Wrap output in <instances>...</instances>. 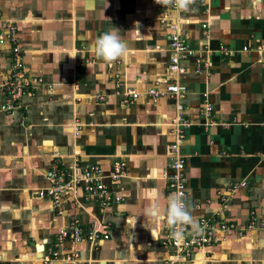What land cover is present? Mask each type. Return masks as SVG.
<instances>
[{
  "label": "crops",
  "instance_id": "0c3cea01",
  "mask_svg": "<svg viewBox=\"0 0 264 264\" xmlns=\"http://www.w3.org/2000/svg\"><path fill=\"white\" fill-rule=\"evenodd\" d=\"M19 1L42 11L41 25L21 27L26 69L40 81L17 110H2L0 92V264H45L56 232L74 219L109 238L66 243L47 264H161L171 252L160 243L161 218L149 224L141 214L153 198L162 208L166 203L175 100L143 93L167 75L168 21L211 64L196 74L193 59L185 60L178 77L187 86L182 102L192 122L182 144L190 214L196 223L218 213L239 227L257 216L253 229L220 234L178 264H264V0H193L187 9L156 0L1 4ZM110 31L127 51L105 61L91 46ZM6 68L0 63V78ZM118 81L141 95L124 102ZM203 103L212 107L207 119L199 113ZM116 160L126 164V175L113 185L119 203L101 208L79 187L57 201L39 195L50 187L55 166L80 175L95 163L107 173ZM239 181L247 185L231 191ZM71 250L77 257L66 259Z\"/></svg>",
  "mask_w": 264,
  "mask_h": 264
},
{
  "label": "built area",
  "instance_id": "2783aa9c",
  "mask_svg": "<svg viewBox=\"0 0 264 264\" xmlns=\"http://www.w3.org/2000/svg\"><path fill=\"white\" fill-rule=\"evenodd\" d=\"M174 7L175 0L172 1ZM165 21V20H163ZM168 27L172 29L169 36V60L167 66V75L159 77L155 81L156 87L150 88L143 94L150 96L152 99H157L163 95H169L175 100V113L171 119V133L174 136L173 142L169 146L168 153V172L165 175L166 180V197L172 193L178 194L184 201L187 209L190 212V205L187 200V185L185 179V155L182 152V144L185 138V131L191 126V119L185 112L182 99L185 97L187 86L180 82L179 75L184 71L183 61L193 59L194 73L199 74L208 72L210 69V62L201 58L196 54V51L189 47L186 35L178 31V23L168 21ZM205 28L206 24H202ZM1 42V35H0ZM223 49L222 51H224ZM243 50H247L244 47ZM229 54L224 51V54ZM12 67L14 72L10 76L15 84V89L10 91L9 86H13V81H5L2 84L8 93L17 91L9 97L6 109L19 108L21 105H13V102L22 95L28 86H33L40 81L39 78L31 75H25L20 72L24 67L23 62L20 61V55L17 49H14ZM20 78H22L20 80ZM159 85H163L162 89H158ZM116 93L120 94L124 102L133 103L141 93L131 88H125L121 82H116ZM212 111L209 103H203L200 107L199 113L202 117H210ZM205 125H208L205 124ZM126 175V164L122 160H116L112 163L110 170L104 173L100 165L91 163L84 165L81 169L80 175L70 173L65 169H60L55 166L47 175L51 185L45 190H40L39 195L43 196L45 193L49 194L53 201H57L60 195L68 192L71 189L80 188L83 196L88 200H93L101 208L110 206L113 203H119L123 197L120 190L115 188V184ZM114 185V186H113ZM246 181H239L231 185L230 190L235 191L239 187H245ZM117 187V186H116ZM119 187V186H118ZM225 200V196H221ZM257 216L251 213L248 222L239 227L233 221L222 220L218 213H212L208 216L198 217L196 223L191 224H177L170 225L166 216H161L160 221V243L164 246H170L171 252L162 260L161 264H178L179 262H188L196 250L202 249L218 240L220 234L225 235L228 232H235L243 235L246 230H251L256 226ZM174 232H181L182 235L174 236ZM109 238V234L101 229H87L84 228L77 219L72 220L68 226L61 227L55 234L53 240V248L43 257L45 264L52 263L60 256V248L64 247L66 243H78L80 241H100ZM66 259H74L77 253L73 250L64 253Z\"/></svg>",
  "mask_w": 264,
  "mask_h": 264
},
{
  "label": "rangeland",
  "instance_id": "374dc122",
  "mask_svg": "<svg viewBox=\"0 0 264 264\" xmlns=\"http://www.w3.org/2000/svg\"><path fill=\"white\" fill-rule=\"evenodd\" d=\"M0 0V35H1V42H0V63L6 64V73L2 78H0V92H2L3 95V101L1 103V108L3 111H13L20 108H12V109H6L5 106L8 103L7 100L9 97H12V94H16L17 91L15 90L13 93H8V90L3 86L2 84L5 81H13L10 76L14 72V69L12 67V61H13V54L14 49H17V53L20 55V61L23 62L24 67L20 69V72H22L25 75H31L26 69L25 63H24V42L21 40V27L26 28L27 25H30V21L33 24L41 25V20H36V17H39L42 15V11L36 9L34 5L31 6H25L19 2L13 4V3H4L2 5ZM78 67L81 65V61H78ZM38 78V77H37ZM22 78H20L21 80ZM15 82L13 81V86L10 87V91L15 89ZM33 86H28L27 89L24 91L23 94H25L27 91L32 90ZM9 97H8V96ZM23 96V95H22ZM21 97L18 101L16 99L13 102V105H21ZM21 107V106H20Z\"/></svg>",
  "mask_w": 264,
  "mask_h": 264
},
{
  "label": "clouds",
  "instance_id": "9594fccd",
  "mask_svg": "<svg viewBox=\"0 0 264 264\" xmlns=\"http://www.w3.org/2000/svg\"><path fill=\"white\" fill-rule=\"evenodd\" d=\"M171 2L172 0H156V3L160 5H166ZM192 2L193 0H175L176 5L181 9H187ZM256 2H259V0H256ZM91 50L97 57L105 61H114L125 54L127 44L117 31H110L104 32L97 37L91 46ZM141 214L147 219L149 224L158 221L162 215L166 216L170 225L195 224L194 218L184 204V201L176 193H172L166 197V203L163 208L157 202V199L153 198L151 202L143 207ZM173 235L179 237L182 233L174 232Z\"/></svg>",
  "mask_w": 264,
  "mask_h": 264
}]
</instances>
